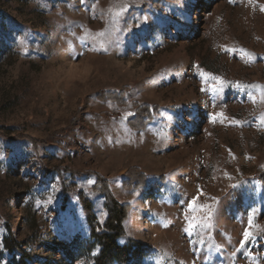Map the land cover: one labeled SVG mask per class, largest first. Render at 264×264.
Returning a JSON list of instances; mask_svg holds the SVG:
<instances>
[{
    "label": "rangeland",
    "instance_id": "rangeland-1",
    "mask_svg": "<svg viewBox=\"0 0 264 264\" xmlns=\"http://www.w3.org/2000/svg\"><path fill=\"white\" fill-rule=\"evenodd\" d=\"M261 9L0 0V264H20L12 243L26 264H95L83 199L103 224L100 177L131 207L118 242L149 246L142 264H264Z\"/></svg>",
    "mask_w": 264,
    "mask_h": 264
},
{
    "label": "trees",
    "instance_id": "trees-1",
    "mask_svg": "<svg viewBox=\"0 0 264 264\" xmlns=\"http://www.w3.org/2000/svg\"><path fill=\"white\" fill-rule=\"evenodd\" d=\"M153 113H157V108L142 106L137 111L136 119H144L147 117V122L153 120ZM35 143L41 144L34 140ZM128 180L125 182L126 187L130 188L132 184H143L145 175L136 169L128 172ZM258 180L264 184V172L258 174ZM95 189L103 194L107 200L106 211L107 217L103 224H100L96 215L93 213L92 203L87 199L84 200V208L87 213L88 224L91 229V235L97 246L100 248V253L95 259V264H142V250L150 247L137 241H128L126 245L121 246L119 239L126 237L125 224L129 219V205L119 203L111 192L106 179L100 177ZM12 248L22 252L20 264H26V258L33 260L32 254L27 255L12 243Z\"/></svg>",
    "mask_w": 264,
    "mask_h": 264
},
{
    "label": "snow or ice",
    "instance_id": "snow-or-ice-1",
    "mask_svg": "<svg viewBox=\"0 0 264 264\" xmlns=\"http://www.w3.org/2000/svg\"><path fill=\"white\" fill-rule=\"evenodd\" d=\"M261 10L264 11V9H261ZM195 205H196V200L193 199L191 204L189 205V207L194 208ZM195 226H196L195 223H189V228H188L189 234H191V232ZM250 239H251V232L245 231L243 234V240L241 242V247H244L249 242Z\"/></svg>",
    "mask_w": 264,
    "mask_h": 264
}]
</instances>
